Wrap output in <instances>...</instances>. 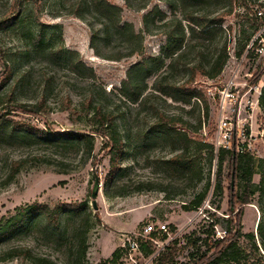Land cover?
<instances>
[{
  "label": "rangeland",
  "instance_id": "1",
  "mask_svg": "<svg viewBox=\"0 0 264 264\" xmlns=\"http://www.w3.org/2000/svg\"><path fill=\"white\" fill-rule=\"evenodd\" d=\"M75 1L0 0V21L8 17L11 11L16 12L11 17L13 21L6 26L0 25V45L4 49L15 52L26 43H31L32 38L38 37L36 18L42 23L38 51L31 54L29 60L16 59L13 71L4 84L2 63L9 60L12 52L8 57H1V100L10 92H14L20 100H36L46 95L51 104V110L46 115L23 116L54 133L85 131L90 128L86 108L81 105V99L89 92V79L72 75L65 60L52 59L48 54L49 50L63 46L67 51H77L95 69L96 77L93 81L103 86L107 92H118L131 66L146 54H158L165 41L164 32L167 27L162 26L161 21L150 23L147 27L145 18L156 7L164 10L167 17L172 15V10L164 0H112L121 7V19L131 23L135 31L141 34L138 51L133 55H129L128 48L123 43L110 42L111 47H107L104 40H99V51L102 54L116 55L121 50L122 57L112 60L102 57L93 47L91 24L87 19L76 15ZM179 5L181 7L178 12L182 8ZM212 12V9L208 11L211 16L219 11ZM263 21L264 0H239L234 4L232 14L224 22L225 28L229 25L233 27L231 35H227L229 56L224 68L216 78L199 77L194 84L205 91L207 108L205 105H195L196 98L190 104H184L166 99L164 95L152 97L155 76L146 79L144 95L149 96V100L144 106L140 107L139 102L117 101L116 97L110 95L104 97L108 103L114 104L116 101L118 113L125 118L124 122H120V128L127 135L124 156L121 169L115 177L122 192H125L123 195L112 196L106 191L105 178L109 170V159L104 139L100 136H96L94 150L88 158L82 157L83 151L78 145L62 149L57 145L27 146L13 141L0 144V234H5L0 238V264H35L30 256L7 258V255L2 254L15 247L29 248L32 254L48 256L58 264H69V237L79 221L76 214L72 215L74 210H68L67 215H62L61 230L52 233L53 236L46 234L50 225L41 211L34 214L38 224L33 228L24 229L19 226L6 233L3 230L9 222L19 219L18 215L23 208L40 204L54 207L77 202L86 203L92 214L86 234L88 249L81 264H119L120 258L112 261L113 252L122 248L128 238L141 241L139 234H144V226L149 223L156 227L161 223L169 226V233H155L159 234L156 239L160 241L154 243L155 253L164 250L172 239H180L178 247L181 248L175 258L176 264H179L188 260L190 251V248L183 247V236L193 230H202V234H205L203 230L214 220L213 214L227 217L230 209L241 213L243 236L240 238V245L249 260L244 264H264V243L259 231L260 224L263 222L264 225V108L261 104L254 112V129L257 134L251 151L256 164L252 177L254 194L251 195V202L244 205L236 198L232 202L230 186L233 185L234 190L242 194L245 184L240 177H235L234 180L228 177L231 172L230 163H225L223 169L226 178L222 196L216 189L218 156L215 155L211 160L208 149L197 152V143H193L185 158L187 163L184 167L182 161L176 159L183 144L173 143L155 124L158 113L163 111L183 114L192 124H196L201 116L203 125L200 136L204 142L212 144L220 115L219 90L231 77L237 78L241 89L264 69V53L258 54L255 50L246 52L251 41L257 45L264 44V26L259 28ZM225 32L227 34V30ZM246 43L248 44L244 49ZM206 53L209 58L214 54L210 48ZM193 57L191 54L188 59ZM172 75L174 84L178 86L184 74ZM255 85L262 92L264 73ZM250 94L255 96V91L252 90ZM6 104L5 101H0V111ZM65 107L67 109L62 110ZM248 114L253 113L250 110L243 112V116ZM188 134L195 138L192 130ZM60 149L64 151L62 155L59 153ZM45 155L65 160L68 171L60 172L55 164L38 163L34 159ZM16 160H25L23 168L12 183L5 184ZM189 172H192L191 176L182 177L190 175ZM97 178L100 190L93 197L92 191ZM141 184L145 187L138 190L137 186ZM206 187L208 191L202 207L185 210L183 204L190 203ZM94 202L97 208L94 207ZM217 205H220V209L216 208ZM223 229L222 225L216 226L218 236L224 234ZM246 234H253L254 237ZM164 235L167 236L166 239H162ZM128 246L125 248H129ZM2 256L6 258L2 259ZM152 264H156L155 257Z\"/></svg>",
  "mask_w": 264,
  "mask_h": 264
},
{
  "label": "trees",
  "instance_id": "2",
  "mask_svg": "<svg viewBox=\"0 0 264 264\" xmlns=\"http://www.w3.org/2000/svg\"><path fill=\"white\" fill-rule=\"evenodd\" d=\"M167 6L172 10L170 17L166 16L164 10L159 7L145 18L146 26L150 23L161 21L162 26H166L164 34L166 36L164 43L161 45L158 54H146L134 63L126 78L122 80L118 92H107V90L95 83V69L88 65L77 51H67L63 46L57 49H50L48 54L52 59H63L67 63V69L72 75L79 78L89 79L87 86L89 92L81 99V105L86 108L90 128L85 131H66L54 133L47 128H42L31 121L27 116H44L51 110L49 98L43 95L36 100H20L14 92H10L4 99L0 93V101H5L6 107L0 111V144L7 142H21L24 145L41 146L43 144L49 146H60L67 149L70 146H79L83 151L82 157L91 156L95 144L96 136L104 139V145L107 147V155L109 159V170L105 178V188L109 195H123L120 183L115 180L116 175L121 169V163L124 156V143L127 135L120 128V122H124L125 118L120 116L115 103H108L104 97L110 95L116 97L117 101L136 103L144 106L149 96L144 95L146 88V79L155 76L154 92L152 97L164 95L167 98L184 104L191 103L194 98L195 105H205L207 108V95L205 91L194 84L199 77L216 78L221 74L224 65L228 59V37L231 35L233 27L229 25L224 27L226 18L232 14L234 4L239 0H164ZM245 1V0H244ZM179 4L182 5V8ZM75 13L77 16L87 19L91 24L92 45L97 53L102 57L112 60H119L122 57L121 50L118 54H102L99 50V40H104L105 46L111 47L110 42L125 44L128 48L129 55H133L138 51V44L141 40V34L135 31L133 25L121 19V7L112 0H76L74 3ZM212 9L217 14L211 16L208 11ZM221 10V11H220ZM15 11H11L8 17L0 21V25L6 26L13 21L12 15ZM15 17V16H13ZM38 26L36 27L37 36L32 38L31 43H26L23 48L12 52L11 49L3 48L0 45V63L1 57L11 56L9 60L2 63L5 75L2 80L4 84L11 75L13 62L16 59L22 61V58L29 60L31 54L39 49L41 42L40 29L42 23L36 18ZM98 23V24H97ZM264 26V21L259 24V28ZM227 30V34L225 32ZM250 38V37H248ZM136 40V41H135ZM248 43L244 45V49ZM113 46V45H112ZM213 51V56L208 57L206 53L208 49ZM191 54L194 56L191 57ZM8 57V56H7ZM168 61V62H167ZM184 74L181 83L177 86L174 84L172 74ZM264 73V69L253 76L251 83H256L260 76ZM69 101L71 97L69 96ZM116 100V99H115ZM260 104L264 108V87L260 95ZM184 109L183 106H181ZM67 109L62 108V110ZM22 114V116H21ZM157 129L162 131L166 137L172 139V142L183 144V149L176 155V159L182 161V165L186 167L185 158L190 152L193 143L197 152L208 149L211 160L218 156L219 166L216 172V189L217 192L224 196V178L223 172L225 163H230L231 172L229 178L234 180L240 177L245 184L242 194L234 190L233 185L230 186V193L233 198L242 205L250 203L251 195L254 194L252 188V177L255 172V159L249 152H238L234 145L231 149H220L215 152L214 147L204 142L200 136L203 125L200 116L196 124L186 119L183 114H170L168 112H159L156 119ZM193 127V129H192ZM192 130L195 138L189 136L188 132ZM64 151L60 149L62 155ZM36 159L38 163L55 164L60 172L68 171L65 168L66 161L58 160L52 157L40 156ZM25 160H16L13 162L10 173L8 174L5 184L12 183L17 174L23 168ZM35 162V163H36ZM182 176L186 178L192 175ZM264 181V179H263ZM210 183L208 184L209 187ZM141 184L137 186L138 190L144 189ZM150 188L149 186H147ZM208 187L199 193L190 203L183 204L185 210L199 209L202 207ZM112 191V192H110ZM127 193V192H126ZM220 209V205H217ZM68 210H74L72 215L79 217L76 227L69 237V264H81L82 259L86 256L88 245L86 234L89 231V220L91 211L86 203L77 202L67 205L49 206L48 204L34 205L29 208H23L18 215L19 219H14L4 227L3 232H10L23 226L24 229H31L38 223L34 217L37 211H41L50 225L46 234L53 236L62 227V215H67ZM204 212V211H203ZM214 220L208 225L206 230H193L189 234H185L184 248H190L188 260L179 264H244L248 260L244 248L240 245L242 234L241 213L234 212L230 209L227 217L217 216L213 214ZM224 227V234L218 236L216 226ZM174 228V226H173ZM259 231L264 243V225L263 222L259 226ZM5 234H0V238ZM206 235V236H204ZM254 237L253 234H246ZM152 237H158L153 234ZM166 235L162 239H166ZM180 239H172L164 250L156 253V264H176L175 258L180 250L178 247ZM140 247L146 255L155 253L154 244L149 240L147 242L140 241ZM183 248V249H184ZM122 248H118L113 252L112 261H117L121 257ZM7 258L19 255H26L33 258L35 264H58L55 260L48 256H40L32 254L29 248H11L3 251L2 254ZM2 256V259L6 257Z\"/></svg>",
  "mask_w": 264,
  "mask_h": 264
},
{
  "label": "built area",
  "instance_id": "3",
  "mask_svg": "<svg viewBox=\"0 0 264 264\" xmlns=\"http://www.w3.org/2000/svg\"><path fill=\"white\" fill-rule=\"evenodd\" d=\"M254 50L258 54H263L264 44L257 45L254 41H251L246 52ZM239 86L240 83L237 78L231 77L219 90L220 115L211 144L216 152L220 149H231L235 145L238 152L251 153L253 144L256 142L254 112L260 107L261 90L251 82L245 83V86L241 89H239ZM252 90L255 91L256 97L250 94ZM249 110L253 114L243 116V112ZM201 211H203V208H201ZM143 232L144 234H139L142 237L141 241L147 242L150 240L154 244L160 241L152 235L157 232L159 234L169 233V226L166 223H161L156 227L154 224L149 223L144 226ZM126 241H129L130 245ZM122 245L119 264L153 263L156 253L146 255L140 247V241L137 239L128 238ZM126 246L129 248L126 249Z\"/></svg>",
  "mask_w": 264,
  "mask_h": 264
},
{
  "label": "water",
  "instance_id": "4",
  "mask_svg": "<svg viewBox=\"0 0 264 264\" xmlns=\"http://www.w3.org/2000/svg\"><path fill=\"white\" fill-rule=\"evenodd\" d=\"M99 190H100V188H99V180L97 178L96 179V182H95V185H94V188H93V191H92L93 197H96L97 196V194L99 193ZM93 205H94L95 208H97L96 202H94Z\"/></svg>",
  "mask_w": 264,
  "mask_h": 264
}]
</instances>
